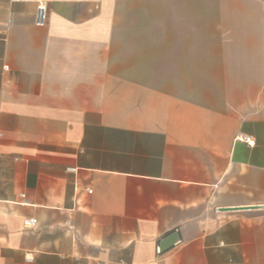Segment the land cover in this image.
<instances>
[{"label": "crops", "instance_id": "obj_1", "mask_svg": "<svg viewBox=\"0 0 264 264\" xmlns=\"http://www.w3.org/2000/svg\"><path fill=\"white\" fill-rule=\"evenodd\" d=\"M239 1L206 46L219 77L199 25L0 0V264H264V91L237 101L227 68L264 48V8Z\"/></svg>", "mask_w": 264, "mask_h": 264}, {"label": "rangeland", "instance_id": "obj_2", "mask_svg": "<svg viewBox=\"0 0 264 264\" xmlns=\"http://www.w3.org/2000/svg\"><path fill=\"white\" fill-rule=\"evenodd\" d=\"M239 2L242 7L264 8V3L260 2L244 0ZM225 7H227V0H118V23L137 25L144 23L156 24L165 21L166 23L199 25L202 30L203 41V48L200 50L202 70L206 73H215L220 77L221 53L223 50L218 47L206 46H214L217 41L223 40L221 34H219L221 36L216 35L215 26L221 23L220 10ZM181 10L183 12L185 10L186 13L181 12ZM166 11L170 13L169 16H167ZM163 12L165 13L162 16ZM178 12H180L179 15ZM260 44L263 45L264 41H260ZM236 51L234 50V57L228 59L229 62H232V65L229 63L227 66L229 71L230 67L232 68L233 76L242 78L240 81H234L235 98H237V101H257L259 94L264 91V48L251 50L255 53L254 56H250L247 64L240 62V58L236 56Z\"/></svg>", "mask_w": 264, "mask_h": 264}, {"label": "built area", "instance_id": "obj_3", "mask_svg": "<svg viewBox=\"0 0 264 264\" xmlns=\"http://www.w3.org/2000/svg\"><path fill=\"white\" fill-rule=\"evenodd\" d=\"M47 16H48L47 2H39L38 7H37V13H36V25L39 27L44 26L47 22ZM1 138H3V134L0 132V139ZM243 141L249 144L250 146L255 145L253 138L250 136L244 137ZM24 227L26 229H36L38 227V221L35 218L26 219L24 221ZM26 261L29 263H32L34 261V257L32 255H29L26 257Z\"/></svg>", "mask_w": 264, "mask_h": 264}, {"label": "water", "instance_id": "obj_4", "mask_svg": "<svg viewBox=\"0 0 264 264\" xmlns=\"http://www.w3.org/2000/svg\"><path fill=\"white\" fill-rule=\"evenodd\" d=\"M178 240H179V234H177V232H172L171 234H169L159 242L160 252L161 253L167 252L168 250L174 247V245L177 243Z\"/></svg>", "mask_w": 264, "mask_h": 264}]
</instances>
